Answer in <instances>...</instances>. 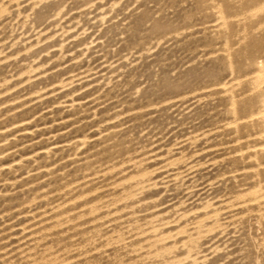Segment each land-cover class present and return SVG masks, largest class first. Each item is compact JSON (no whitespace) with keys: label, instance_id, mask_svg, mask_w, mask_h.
Segmentation results:
<instances>
[{"label":"rangeland","instance_id":"rangeland-1","mask_svg":"<svg viewBox=\"0 0 264 264\" xmlns=\"http://www.w3.org/2000/svg\"><path fill=\"white\" fill-rule=\"evenodd\" d=\"M0 264H264V0H0Z\"/></svg>","mask_w":264,"mask_h":264}]
</instances>
